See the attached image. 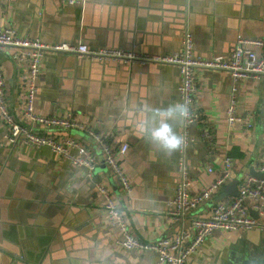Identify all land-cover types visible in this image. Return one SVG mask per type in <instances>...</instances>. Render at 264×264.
Here are the masks:
<instances>
[{
    "label": "crops",
    "instance_id": "crops-1",
    "mask_svg": "<svg viewBox=\"0 0 264 264\" xmlns=\"http://www.w3.org/2000/svg\"><path fill=\"white\" fill-rule=\"evenodd\" d=\"M0 27H14L20 35L47 43L84 42L91 49L123 48L148 55L181 50L189 29L197 54L228 56L239 35L264 37V0H0ZM13 51L0 46V69L19 121L40 133L54 132L59 140L75 136L99 153L95 138L83 130L48 128L25 117L24 64L15 62ZM196 74V107L207 121L189 128L185 160L191 191L201 192L212 183L226 156L232 157L233 166L227 183L182 223L169 213L179 178L183 126L179 67L46 52L36 112L71 115L112 141L128 142L119 160L133 189L122 187L101 154L91 175L50 146L11 144L0 117V264H160L156 252L122 245V233L108 220L100 184L126 214L130 230L152 242L189 230L194 216H209L213 204L226 198L221 194L230 183L243 174H259L264 75L234 79L228 70L205 67ZM233 99L237 114L254 117L252 126L229 125L226 110ZM207 124L215 138L212 152L202 136ZM262 257L264 230L224 228L213 230L187 264H258Z\"/></svg>",
    "mask_w": 264,
    "mask_h": 264
},
{
    "label": "built area",
    "instance_id": "built-area-1",
    "mask_svg": "<svg viewBox=\"0 0 264 264\" xmlns=\"http://www.w3.org/2000/svg\"><path fill=\"white\" fill-rule=\"evenodd\" d=\"M63 3L75 4L81 0H60ZM0 46L13 48L12 57L15 62L24 64L22 88V113L32 122L48 128L64 127L78 128L94 137L100 147L99 153L92 152L75 136L59 140L54 132L40 133L25 122L19 121L9 105L6 78L0 69V117L8 127V140L11 144L25 143L33 146H50L60 156L79 166H85L89 174H94L98 168L101 154L110 169L120 180L122 187L130 192L133 184L122 167L119 156L126 154L128 142H115L104 133L93 130L75 117L58 116L54 114H39L35 109V99L38 92V78L40 76L42 60L48 51L63 54L89 56L97 60H119L127 63L154 62L177 65L181 74L179 91L181 95L180 114L183 120L182 132L179 138V178L175 194L169 201L171 217L182 222L199 205L210 200L232 176L233 159L226 156L220 168L218 177L201 192L191 191V178L185 160V149L191 142L189 128L196 122L206 123L201 112L196 107L198 78L196 70L200 67L224 69L232 73L234 79L245 76L262 77L264 75V52L259 54L255 47L264 50V37L248 38L239 35L234 51L230 55L218 54L204 57L195 52L192 33L187 29L183 35L181 50L168 54L148 55L126 50L123 48L91 49L84 42L72 43L60 41L47 43L39 37L20 35L14 27H0ZM227 122L233 126L238 122H245L247 126L254 124V117L250 113L237 114L236 100L231 101L226 110ZM202 136L213 151L215 142L214 133L207 125L203 127ZM213 171V168H209ZM259 175L243 174L238 181L239 193L213 204L209 216H194L191 228H183L174 235H165L147 242L135 235L127 224V216L116 203L108 187L99 185L100 192L106 199V213L109 222L122 233L121 243L126 249L152 250L157 253L160 264H187L190 256L204 243L207 237L216 229H253L264 230V159L259 163ZM253 211L257 215L253 214Z\"/></svg>",
    "mask_w": 264,
    "mask_h": 264
},
{
    "label": "water",
    "instance_id": "water-1",
    "mask_svg": "<svg viewBox=\"0 0 264 264\" xmlns=\"http://www.w3.org/2000/svg\"><path fill=\"white\" fill-rule=\"evenodd\" d=\"M84 57V56H83ZM87 57L89 60H91V58L89 56H85ZM92 60H97V59H92ZM257 175L260 176V174L257 173ZM239 193V188H238V179L234 180L232 183H230L222 192V197H225L226 195H232V196H236ZM254 215H257L256 213L253 212ZM259 261H261V263L258 264H264V257H262ZM246 264V263H245Z\"/></svg>",
    "mask_w": 264,
    "mask_h": 264
}]
</instances>
